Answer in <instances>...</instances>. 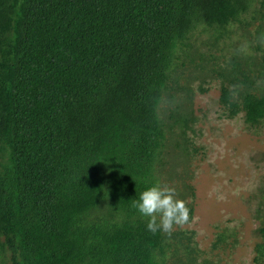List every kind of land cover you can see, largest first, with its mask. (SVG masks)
<instances>
[{
	"label": "trees",
	"instance_id": "obj_1",
	"mask_svg": "<svg viewBox=\"0 0 264 264\" xmlns=\"http://www.w3.org/2000/svg\"><path fill=\"white\" fill-rule=\"evenodd\" d=\"M116 79L139 101L159 92L161 138L145 177L174 189L187 225L196 97L215 88L220 117L250 132L264 124V0H0V264H104L116 233L148 242L155 264H219L193 230L154 236L130 207L125 221L107 181L57 232L55 154ZM246 203L260 240L252 261L264 264V176ZM216 229L209 253L237 245L233 229Z\"/></svg>",
	"mask_w": 264,
	"mask_h": 264
},
{
	"label": "rangeland",
	"instance_id": "obj_2",
	"mask_svg": "<svg viewBox=\"0 0 264 264\" xmlns=\"http://www.w3.org/2000/svg\"><path fill=\"white\" fill-rule=\"evenodd\" d=\"M217 98V90L211 88L195 99L198 121L193 139L201 149L189 167L195 192L192 220L181 227L194 231L197 246L211 254L212 261L254 264V246L260 240L253 235L255 224L246 201L264 176V124L250 132L240 117H220ZM158 99L159 92H153L145 101L136 100L127 81L116 79L84 106L75 129L55 154L60 166L54 206L57 232L65 228L75 210L88 204L92 190L102 181L111 183L114 200L118 207L123 205L116 214L126 221L124 209H134L131 200L153 183L145 175L153 170L151 158L161 138ZM112 154L116 159L109 165ZM216 227L233 229L237 245L209 253ZM47 241V237L41 238L42 244ZM104 264L155 261L148 242L116 233L109 240Z\"/></svg>",
	"mask_w": 264,
	"mask_h": 264
},
{
	"label": "clouds",
	"instance_id": "obj_3",
	"mask_svg": "<svg viewBox=\"0 0 264 264\" xmlns=\"http://www.w3.org/2000/svg\"><path fill=\"white\" fill-rule=\"evenodd\" d=\"M131 206L146 218L145 230L152 234L169 233L174 225H182L188 219V209L183 201L174 198V189L158 182L143 188L131 200Z\"/></svg>",
	"mask_w": 264,
	"mask_h": 264
}]
</instances>
